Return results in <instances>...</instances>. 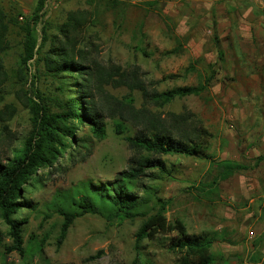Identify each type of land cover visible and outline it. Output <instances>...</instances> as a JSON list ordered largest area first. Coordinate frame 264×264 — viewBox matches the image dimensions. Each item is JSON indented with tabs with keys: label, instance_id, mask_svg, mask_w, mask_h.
<instances>
[{
	"label": "trees",
	"instance_id": "1",
	"mask_svg": "<svg viewBox=\"0 0 264 264\" xmlns=\"http://www.w3.org/2000/svg\"><path fill=\"white\" fill-rule=\"evenodd\" d=\"M102 2L107 4L108 10L128 5L127 0H90L88 4L93 6ZM45 3L46 0H38L33 15L23 23V50L15 72L19 86L14 91V101L4 104L0 110V141L11 140L8 123L16 116L18 106L27 110L32 123L23 147L15 151L6 164L0 159V219L8 226V236L12 240L6 250L20 255L25 253L23 233L28 219L18 220L15 216L22 209L32 208L25 193L33 181H39V172L56 169L60 165L59 160L68 152L72 157L74 153L70 151L73 146L86 150L80 153L81 160L85 161L92 152L88 141L101 142L106 139L111 122L113 133L124 138L131 153L128 168L111 183L99 186L89 184L84 191L58 192L48 207L52 214L46 215V219L52 218L53 214L62 218L57 239L60 248L74 222L86 215H99L119 222L144 218L136 234V250L139 251L148 234L167 221V202L156 197L157 188L148 187L143 181L146 178L156 181L171 176L165 157L212 158L209 148L214 134L204 125V121L188 108L180 113L165 112L163 109L176 100L198 97L208 92L219 72L214 69L215 64H210L211 74L203 83L161 92L154 87L160 81H152V88L149 87L140 65L132 64L126 68L113 62L105 65L95 57L92 35L86 36V33L97 24V10L84 8L69 11L65 22L58 28V34L49 35L47 29L43 28L39 42L36 26L41 20ZM157 4L158 1L147 3L150 7ZM20 15L13 9L7 11L0 0V102L4 101L7 84L11 80L3 55L11 48V26L19 23ZM140 34L139 41L143 44L146 38L143 27ZM176 41L177 48L169 54L176 55L182 48L181 40L176 38ZM48 43V49L44 50ZM217 46L220 48L218 42ZM141 52L146 57L151 56L145 48ZM37 54H40L44 71L49 76L62 79L60 96L41 95L38 91L32 96L26 89L28 64ZM201 59L195 62L199 63ZM218 59L224 61L222 50H219ZM194 70V63L187 68V72ZM108 88L125 89L127 93L118 97L111 94ZM135 92H139L143 99L139 108L136 106ZM84 127L89 137H79ZM73 161L77 162L78 159ZM218 166L219 172L207 186L209 188L201 190L207 197L215 195L220 180L246 169L227 160L220 161ZM139 184L142 194L137 191ZM65 203L69 205L68 208L64 206ZM214 241L213 232L187 234L183 231L181 236L169 239L168 249L177 256L175 264H217L218 256L213 252ZM2 243L3 233L0 230V248ZM103 254L104 251H99L90 260H96ZM133 264H137V260Z\"/></svg>",
	"mask_w": 264,
	"mask_h": 264
},
{
	"label": "rangeland",
	"instance_id": "2",
	"mask_svg": "<svg viewBox=\"0 0 264 264\" xmlns=\"http://www.w3.org/2000/svg\"><path fill=\"white\" fill-rule=\"evenodd\" d=\"M1 1L7 11L13 9L21 15L18 17L19 23L11 26L9 35L11 48L3 55L11 80L7 84L5 99L0 102V110L4 104L14 101V91L19 86L15 72L23 50L24 31L21 28L25 19L33 15L38 0ZM89 1L46 0L41 12V20L36 26L39 42L43 28L47 29L49 35L58 34V28L65 22L69 11L84 8L97 10V24L87 31L86 36L92 35V45L96 48L94 55L105 65L113 62L126 68L138 64L143 69V77L149 87L152 81H160L154 87L161 92L180 86H197L211 74V69L203 58L199 63L190 61V65L194 63L195 70L187 72L184 59L167 52L174 43L168 41L165 34H162L163 31L168 32L167 30L175 24L170 20V24L166 22L161 3L150 7L147 5L148 1L127 0V6L108 10L105 2L89 6ZM142 27L146 35L143 44L139 41ZM48 47L49 43L44 50ZM143 48L151 55L150 57L142 54ZM213 67L219 73L215 81L210 84L208 92L198 97L191 96L176 100L163 109L165 112L180 113L184 108H188L197 114L214 134L209 148L212 158L205 160L200 157L180 155L165 157L170 165L171 176L156 181L146 178L143 181L146 186L157 188L156 197L167 202V221L148 234L147 239L141 243L139 251L136 250V234L144 218L119 222L107 220L99 215H86L74 222L66 241L60 248L57 246V239L62 218L53 214L52 218L46 219V215L52 214L48 207L58 192L84 191L89 184L99 186L111 183L119 173L128 168L131 153L124 138L113 133L110 122L106 139L101 142L88 139L92 152L85 161L81 160L80 153H85L86 150L75 149L73 146L70 151L74 153L72 157L68 152L59 160L60 165L56 169L40 171L39 181H33V184L27 188L25 197L32 204V208L22 209L15 216L18 220L28 219L23 233L24 255L7 252L6 248L12 244V240L8 236V226L3 219H0V230L3 233L0 264H133L136 260L137 264H175L177 256L168 249L169 239L181 236L183 231L193 234L197 230L196 226L205 228L209 226L205 216L208 212L206 213V209H202L204 207L198 204V198L200 196L209 198L202 194L201 190L208 189L207 186L219 172L220 149L222 151L231 133L241 137L239 129L248 131L253 124L255 126L264 124V116L260 115L257 118L233 116L228 112L227 106L236 105L233 101L236 102V97L241 95V87L244 85L233 83L231 78L226 76L228 74H225L228 71L226 68H221L218 64ZM174 76L175 78H172ZM216 81L221 84H216ZM61 82L62 79L49 76L44 71L40 54L29 62L25 87L32 96H35L37 91L41 95L50 97L60 96ZM245 87L250 93L253 85L246 84ZM107 90L118 97L127 93L125 89L108 88ZM134 97L136 106L141 107L143 104L141 94L135 92ZM263 102L264 100H260L257 104L264 107ZM8 124L11 140L0 141V159L3 164L13 158L15 151L23 147L32 129L30 115L21 106H18L16 116ZM1 128L0 123V132ZM134 134L135 131L132 132V135ZM244 135L246 136V132ZM83 136H90L85 127L79 134V137ZM247 136L244 140L249 139ZM76 158L78 161L74 162L73 159ZM225 180L219 181L216 186L217 191L219 188H224ZM140 188L141 184L137 191L142 194ZM64 206L69 207L67 203ZM212 227L214 228L215 225ZM99 251H104V254L96 260H90ZM214 252L218 256L217 253L220 252L218 245L215 246Z\"/></svg>",
	"mask_w": 264,
	"mask_h": 264
},
{
	"label": "crops",
	"instance_id": "3",
	"mask_svg": "<svg viewBox=\"0 0 264 264\" xmlns=\"http://www.w3.org/2000/svg\"><path fill=\"white\" fill-rule=\"evenodd\" d=\"M144 1L161 3L166 22H174L162 35L174 43L167 52L177 48L176 38L181 40L176 55L184 59L186 68L190 61L203 58L207 65L226 68L233 83L244 85L233 101L236 105L227 106L231 115L264 116V107L257 104L264 100V0ZM219 50L224 52L223 62ZM246 84L253 85L250 93ZM250 128L239 129L241 137L231 133L218 154V161H232L246 169L227 178L214 197L198 198L208 212L203 216L209 226H196L193 234L214 233L213 252L216 245L220 248L218 264H264V124Z\"/></svg>",
	"mask_w": 264,
	"mask_h": 264
}]
</instances>
